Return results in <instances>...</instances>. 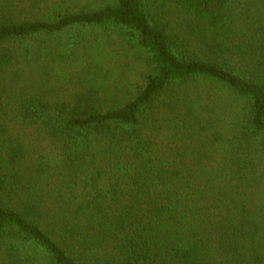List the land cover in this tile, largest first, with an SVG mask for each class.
Wrapping results in <instances>:
<instances>
[{"label":"trees","instance_id":"16d2710c","mask_svg":"<svg viewBox=\"0 0 264 264\" xmlns=\"http://www.w3.org/2000/svg\"><path fill=\"white\" fill-rule=\"evenodd\" d=\"M0 264H264V0H0Z\"/></svg>","mask_w":264,"mask_h":264},{"label":"rangeland","instance_id":"374dc122","mask_svg":"<svg viewBox=\"0 0 264 264\" xmlns=\"http://www.w3.org/2000/svg\"><path fill=\"white\" fill-rule=\"evenodd\" d=\"M63 36L65 37L66 35H63ZM68 37H70V36H68ZM91 51H92V50H91ZM72 70H73V68L70 69L71 72H72ZM67 71H68V70H67ZM72 85H73V84H72ZM70 86H71V85H70ZM67 87H68V85H67ZM73 88H74V85H73ZM65 90H68V89L65 88Z\"/></svg>","mask_w":264,"mask_h":264}]
</instances>
